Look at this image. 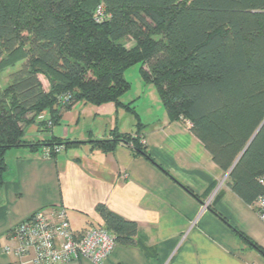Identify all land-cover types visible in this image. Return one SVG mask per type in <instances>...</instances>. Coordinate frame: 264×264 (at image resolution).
<instances>
[{
	"label": "trees",
	"instance_id": "obj_1",
	"mask_svg": "<svg viewBox=\"0 0 264 264\" xmlns=\"http://www.w3.org/2000/svg\"><path fill=\"white\" fill-rule=\"evenodd\" d=\"M134 64L168 119L189 122L226 186L251 206L264 195V0H0V71L16 67L0 86V192L8 149L44 147L53 156L55 147L86 143L28 141L29 125L51 132L77 102L136 114L122 101L130 88L124 72ZM42 114L50 124L37 119ZM135 126V135L114 128L111 138L88 142L104 152L122 142L156 164L140 137L145 125ZM95 210L116 243L147 251L136 222L102 204Z\"/></svg>",
	"mask_w": 264,
	"mask_h": 264
},
{
	"label": "crops",
	"instance_id": "obj_2",
	"mask_svg": "<svg viewBox=\"0 0 264 264\" xmlns=\"http://www.w3.org/2000/svg\"><path fill=\"white\" fill-rule=\"evenodd\" d=\"M136 90L134 99L147 94L156 105L140 134L156 164L135 155L122 142L107 152L88 142L111 138L114 128L135 135L134 118L113 103L87 107L81 102L80 109L91 108L93 122L99 119L97 125L79 128V117L73 120L68 110L51 132L39 131L32 124L34 128H26L24 136L28 141L56 136L86 143L61 146L53 156L45 155L44 147L19 146L5 152L0 264L21 261L4 247L15 245L12 228L34 212L53 213L62 207L71 228L81 231L102 226L95 210L98 204L136 222L148 247L145 251L137 245L116 243L101 264H264V254L232 228L264 250V223L256 210L226 186V176L190 132L189 122L168 119L151 83L138 79ZM65 264L95 263L82 257Z\"/></svg>",
	"mask_w": 264,
	"mask_h": 264
},
{
	"label": "built area",
	"instance_id": "obj_3",
	"mask_svg": "<svg viewBox=\"0 0 264 264\" xmlns=\"http://www.w3.org/2000/svg\"><path fill=\"white\" fill-rule=\"evenodd\" d=\"M102 16V8L98 7L95 20ZM37 119L50 124L46 115H39ZM58 150L59 147H55L54 151ZM44 154L50 155L49 149L44 148ZM258 182L264 184V173L258 177ZM207 205L208 202L204 207ZM252 207L264 223V195H259ZM10 233L15 245L4 247V251L21 259L18 264H65L82 257L101 264L116 244L113 235L103 226L73 230L62 207H57L53 213L38 210L15 225Z\"/></svg>",
	"mask_w": 264,
	"mask_h": 264
},
{
	"label": "rangeland",
	"instance_id": "obj_4",
	"mask_svg": "<svg viewBox=\"0 0 264 264\" xmlns=\"http://www.w3.org/2000/svg\"><path fill=\"white\" fill-rule=\"evenodd\" d=\"M127 45L128 46L131 45V41L127 40ZM139 67H140V64H134L125 70L124 77L129 81L130 88L124 93V95L122 96V99H125V98L130 99V98H133V96H135V94H137V90H136L137 89V81H138V79H142L140 71H139ZM15 69H16V67H14V68L9 67V68H6V69L0 71V86L1 87L6 86L10 82V74ZM41 81H42L44 87H46V82L42 77H41ZM142 81H143V79H142ZM151 85L154 87V89L156 91L157 97L159 98V101H160L159 105H160V107H162V111L164 112L165 108L161 102V99L159 97L157 89L152 83H151ZM147 98H148L147 94L141 96L139 99L133 98L134 100L132 101V105L135 107L136 114L125 111L126 115H130L131 117L134 118V124L136 123V121H138L141 124H143V122H144L143 125H145V122L148 120L146 118H150L149 116L147 117V115H150V112H152L156 108V105L153 102H150ZM75 104L69 110H70V116H72L73 120H75L77 117H79V120H80L79 124H78L79 128L82 126H93V125H95V124L97 125L99 123V119H95V121L93 122L92 117L94 116V114L93 113L91 114L89 112V110L91 108L80 109V107H82L83 103L76 104V106H75ZM86 105H88V104H86ZM87 107H89V105ZM79 112H81V114H79ZM154 114H156V112H154ZM157 114H159V113L157 112ZM135 115H137V117ZM29 126L34 128L33 125H29ZM29 126L26 128L28 129Z\"/></svg>",
	"mask_w": 264,
	"mask_h": 264
},
{
	"label": "water",
	"instance_id": "obj_5",
	"mask_svg": "<svg viewBox=\"0 0 264 264\" xmlns=\"http://www.w3.org/2000/svg\"><path fill=\"white\" fill-rule=\"evenodd\" d=\"M263 122H264V121H262V123L260 124V126L258 127V129L262 126ZM253 136H254V135H253ZM253 136H252V138H253ZM252 138L250 139V141L252 140ZM250 141H249V142H250ZM249 142H248V144H249ZM242 153H243V151H242ZM242 153H241V154H242ZM241 154H240L239 156H241ZM238 158H239V157H238ZM236 160H237V159H236ZM235 162H236V161H235Z\"/></svg>",
	"mask_w": 264,
	"mask_h": 264
}]
</instances>
